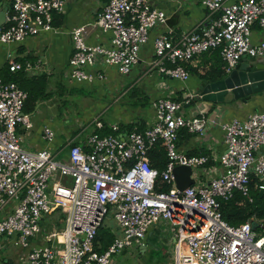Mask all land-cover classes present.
<instances>
[{
	"label": "built area",
	"instance_id": "2783aa9c",
	"mask_svg": "<svg viewBox=\"0 0 264 264\" xmlns=\"http://www.w3.org/2000/svg\"><path fill=\"white\" fill-rule=\"evenodd\" d=\"M8 1L0 29V43L7 45L55 32L54 15L63 13L66 2ZM230 1L200 0L207 10L206 24L174 39L164 12L153 8L150 0H109L94 24L110 33L109 46L88 45L87 26L72 29L68 76L76 83L103 79L86 72L98 62L128 75L156 27L164 32L153 41L154 59L149 66L181 82L189 78L182 64L211 50L219 49L227 71L243 56H263L264 43L253 45L250 36L254 24L264 30V0ZM7 64L11 73L31 69L13 57ZM194 98L188 94L182 102L158 99L148 128L122 133L112 125L111 134L92 133L84 146L69 143L66 156L56 159L48 148H23L17 130L32 128L23 112L27 93L16 83L0 79V238L12 239L21 248L43 240L42 245L34 243L24 264H111L123 250L142 245L151 227L165 222L174 233L172 264H264V234L257 235L250 221L231 226L219 212V200H229L235 191L248 195L250 176L258 179L257 189L264 196V113L222 123L202 112L183 117V106ZM95 126L102 128L99 122ZM210 126L223 131L225 149L216 156L220 171L207 184L180 191L174 168L196 169L208 157L179 152V131L186 129L204 138ZM54 135L43 128L47 144ZM156 144L167 160L161 171L148 161ZM157 178L170 189L157 192ZM53 212L65 215V225L46 231L40 223ZM106 217L114 220L117 234L106 250L98 252L96 237Z\"/></svg>",
	"mask_w": 264,
	"mask_h": 264
},
{
	"label": "crops",
	"instance_id": "0c3cea01",
	"mask_svg": "<svg viewBox=\"0 0 264 264\" xmlns=\"http://www.w3.org/2000/svg\"><path fill=\"white\" fill-rule=\"evenodd\" d=\"M234 1L236 0L230 2ZM108 2L109 0H66L63 13L54 15L55 32L43 33L17 44L0 43V68L8 65L10 57L23 66L29 64L31 67L29 71H21L23 75L18 83L27 93L23 112L32 123L31 130L27 132L21 128L17 130L23 137L22 146L26 150L48 148L56 159H62L66 156L69 143L84 146L86 138L92 133L111 134L112 125H117L122 133L134 128L143 130L154 121L153 103L158 99L167 98L182 102L188 94L195 95L203 81L214 80L203 78L205 73L218 68H225L227 71L226 63L219 51L214 50L182 64L189 73V78L185 82L158 74L149 66L154 59L153 41L164 32L163 27H156L151 29L149 41L141 47L139 61L128 75H120L115 67L101 65L98 62L93 67L86 68V72L101 75L103 79L96 78L88 83L72 81L68 76V62L73 51L70 32L76 27L87 26L89 32L85 36V42L91 46L108 47L110 33H103L94 26L98 15ZM150 3L153 8L164 12L167 26L173 30L174 39L182 32L197 31V28L207 22V10L200 0H150ZM4 6L8 8V0H0V7ZM250 39L253 45L264 43V30L254 24L251 27ZM246 58L250 60L251 57ZM256 59L264 63V54ZM59 105L63 106L62 112L57 109ZM69 108L72 110L68 111ZM68 112L73 113V127L78 126L75 131L70 129L72 114ZM201 112L219 123L229 122L233 118L243 120L249 114L264 113V96L258 94L246 104L238 106L205 103L194 98L188 105L183 106L182 116L185 118L198 116ZM96 122L102 125L101 129L96 128ZM44 127L55 133L53 141L49 144L42 138ZM90 128L91 130L87 132L86 130ZM177 149L189 156L208 157V162L202 167L192 169L190 175L192 185L207 184L211 176L220 171L216 156L225 149L223 131L219 126H210L204 138L181 133L177 138ZM61 215L64 214L53 212L47 218L53 219L54 226L57 224L58 228L62 229L65 218L62 220ZM42 226L46 231L50 229L49 224ZM105 226L112 232L116 230L115 222L114 227ZM254 232L257 235L264 234V222L261 223L260 230ZM38 241L44 244L41 239L30 242L33 245L36 242L37 245H42L38 244ZM142 245L143 249L139 248L141 245L132 247L142 259L150 260L148 264L173 263L174 233L167 223L160 222L151 227ZM23 249L25 248L16 246L12 239L0 238V264H24L27 254L25 256L15 254V250ZM111 264L115 262L112 261Z\"/></svg>",
	"mask_w": 264,
	"mask_h": 264
},
{
	"label": "trees",
	"instance_id": "16d2710c",
	"mask_svg": "<svg viewBox=\"0 0 264 264\" xmlns=\"http://www.w3.org/2000/svg\"><path fill=\"white\" fill-rule=\"evenodd\" d=\"M215 50L219 51V49ZM187 69L189 70L188 65ZM224 71L225 68L212 69L205 73L203 78H210L216 80L218 76ZM22 75L23 74L21 71L11 73L8 70V65H5L0 68V79L4 81L14 82L19 86V88H22V86L18 84L19 80L22 78ZM139 131H142V129H139ZM103 133L108 134V132ZM181 133L189 134L186 129H181L179 131V134ZM148 161L151 167L157 169L158 171H161L165 167L167 161L164 149L160 147V145L156 144L148 153ZM259 183L260 182L256 177L250 176V181L248 185L249 193L247 196H243L239 191H235L233 193L232 198H230L229 200H219V212L224 221H226L231 226H238L247 221H253L255 222L252 224L253 230H260V225L262 222H264V196L262 195L261 191L257 189ZM169 189V184L162 182L159 178L156 179L155 190L157 192H166ZM64 218L65 215H61V219L64 220ZM104 228L107 229V231ZM116 234V230L112 232L109 227L103 224L99 228L97 233L96 246L99 247L96 248V250L98 252H103L104 250H106V248L113 242V239L115 238Z\"/></svg>",
	"mask_w": 264,
	"mask_h": 264
},
{
	"label": "water",
	"instance_id": "95a60500",
	"mask_svg": "<svg viewBox=\"0 0 264 264\" xmlns=\"http://www.w3.org/2000/svg\"><path fill=\"white\" fill-rule=\"evenodd\" d=\"M7 7H0V29L5 21ZM243 56L229 71L221 73L216 80L203 81L195 91V99L205 103H218L228 106L246 104L256 95L264 96V63L256 57L247 60ZM191 169L177 166L173 170L176 188L180 191L193 184ZM253 221H250L252 225ZM143 249L144 246L139 247Z\"/></svg>",
	"mask_w": 264,
	"mask_h": 264
},
{
	"label": "rangeland",
	"instance_id": "374dc122",
	"mask_svg": "<svg viewBox=\"0 0 264 264\" xmlns=\"http://www.w3.org/2000/svg\"><path fill=\"white\" fill-rule=\"evenodd\" d=\"M57 109L60 110V112H62L63 106L59 105L57 107ZM69 110H72V108L71 109L69 108L68 111ZM68 114H70V115L72 114L71 115V121H70V123H71L70 129L75 131L78 126L77 127H73L74 126L73 113L72 112H68ZM90 130H91V128L86 130V131L89 132ZM40 224L41 225L49 224L50 228H53L55 222H54L53 219L45 217ZM104 225H112L113 226L114 225V220L112 218L109 219V218L106 217V219L104 220ZM54 229L58 230L59 228L56 225V226H54ZM105 230L107 231V229H105ZM38 244H43V243H42V241H38ZM33 246L34 245L32 244V242H30V244L27 247V249L25 248V249H23L21 251L20 250H18V251L15 250V254H20L22 256H25L26 254H28L30 252V250L32 249ZM139 259H140V263H139ZM146 260H145V258L142 259V257L138 255V252L135 250L134 247L129 248V249L125 250V252H123L122 254H118V255H116V256H114L112 258V261H114L115 264H148V262H150V260H148V261H146Z\"/></svg>",
	"mask_w": 264,
	"mask_h": 264
}]
</instances>
